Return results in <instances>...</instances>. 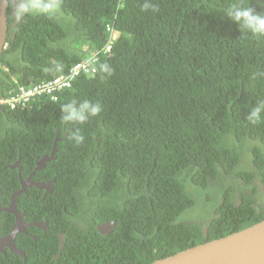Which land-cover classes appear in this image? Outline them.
<instances>
[{
    "label": "trees",
    "instance_id": "16d2710c",
    "mask_svg": "<svg viewBox=\"0 0 264 264\" xmlns=\"http://www.w3.org/2000/svg\"><path fill=\"white\" fill-rule=\"evenodd\" d=\"M117 2L123 11L116 10ZM220 6L213 0H62V12L75 19L69 30L42 15L18 22L0 57V96L66 72L92 54L102 58L111 43L97 72L76 78L56 101L39 96L22 109L0 107V188H18L17 166L26 176L37 155L58 146L33 178H55L52 192L64 206V262H49L41 243L18 235L29 257L41 264H149L264 218L260 203L242 193L235 206L228 190L206 236L200 226L179 220L193 205L182 172L199 187L219 166L237 178L243 172L253 177L235 171L239 153L222 138L259 143L253 167L264 186V120L254 125L246 118L264 100V37L217 17L214 8ZM114 14L112 27L120 35L110 41L105 25ZM71 100L99 103L102 110L83 125L65 124L59 105ZM102 121L105 127L120 123L125 137L96 133ZM76 127L84 141L64 143ZM25 144L32 151L22 152ZM8 199L0 189V205ZM3 217L0 229L4 211ZM76 217L83 228L70 223ZM105 220H114L115 228L102 234L95 224ZM56 238L44 241V253L56 251ZM21 259L0 253V264H23Z\"/></svg>",
    "mask_w": 264,
    "mask_h": 264
},
{
    "label": "clouds",
    "instance_id": "9594fccd",
    "mask_svg": "<svg viewBox=\"0 0 264 264\" xmlns=\"http://www.w3.org/2000/svg\"><path fill=\"white\" fill-rule=\"evenodd\" d=\"M213 1L215 3L221 4L220 7L214 8L217 17L226 16L228 20H230L238 27L240 32L248 34L251 37H264V0H213ZM61 2L62 0H5V6H8L10 4L11 15L16 21L19 22L27 17L34 15H42L45 18H50V19H59V17L61 16V12H60ZM124 7L125 6H123L121 2H117L116 10L123 11ZM143 8L147 10L149 8V5L146 3L143 5ZM115 17L116 14H114L113 19L110 22L106 23L105 25V29L106 30L110 29V32L112 34V36L110 37V41L112 39L114 41L117 40L118 36L120 35V31L112 27L115 23ZM13 34H14L13 36H15L16 31ZM105 35H106V31H105ZM9 39H11V37ZM7 43L5 45L4 50L7 47ZM110 49H111V43H108L106 44L105 53L102 58H98L96 57L95 54H92V58L86 57L74 62L66 72L59 73L50 78L41 80L37 83H32L29 86L19 85L17 92L13 93L12 91H9L8 95L0 96V101L3 102L0 103L1 109L3 107L9 109H15L18 107L20 109L25 108V106L29 105L31 101L34 100V98L39 96H48L51 100L56 101L59 98L60 93L64 92L66 89H69L73 85V82L76 78L82 75H85L87 77L93 76L97 72L94 71L95 68L98 69L99 62L110 51ZM0 63H1V59H0ZM101 68L102 70H106V66H101ZM5 70H7L6 67ZM39 84L49 85L51 87V90L48 92L43 91L39 94L31 95L26 100H21L20 102L16 103L14 106H11L10 103L8 102V100L14 97L15 94L16 96L19 95V94L17 95V93L20 91L21 87L24 90H28L31 89L33 86ZM59 110H60V114H62L61 120L63 123L73 124V125H83L89 120L90 117H95L99 115L102 109L99 103L91 102L88 100H84L82 102L71 100L67 103L62 102L59 105ZM246 118L250 123L254 125L264 120V100L257 101V103L250 108ZM98 132H103L105 134H108L110 138L116 141L124 138L126 135L122 125L118 122L116 124H112L110 127H105L104 122L102 121L99 124L98 129L96 130V133ZM84 139L85 138L82 135L81 130L76 127L72 131L69 138H67L64 141V143L70 142L72 144L75 143L78 145L82 143ZM253 141L256 142V140ZM243 142H239L238 144L241 146ZM53 147H55L54 150L55 152L58 146H56V144L54 143ZM255 147L259 149V146H252L251 152L253 154V159H254ZM24 151H32V147L29 144H25L22 146V152ZM50 151L47 154H50ZM43 155L45 154L43 153L42 155L36 156L35 166H36V161H39ZM239 161H240V154H239ZM17 165H18V161H16L13 165H11V167L13 168L14 166ZM237 165L235 166V171L236 172L241 171L240 169L237 168ZM35 166L26 176H21V169L19 166H17L19 187L14 188L12 185L8 183H2V186L0 188L1 190L4 191V196L5 197L8 196L9 198L8 203L6 205H0V208L6 209L7 207H9L10 199L11 197H13L15 203V210H16V213H13L11 211L0 210V222L4 221L3 211L6 212V220H5L6 223L4 224L3 228L0 229V237L8 236L13 229V225L19 223L20 230H17L15 232L14 245L16 246L17 249L23 251L25 257L11 252V250L7 246H4V251H0V253L6 254L9 251L15 256L21 257L23 264H41L39 259H36L34 255H32V257H29L28 253L26 252V248L19 244L18 235H24L26 237H31L32 239H34L35 243L38 242L41 243V247H39L38 249H40L42 256H47L49 262L63 263L64 262L63 250H64V242L66 237V233L64 232V206L61 210L59 199L52 192L54 189L52 182L55 181V178L53 177L47 181L34 179L33 178L34 172L41 168L39 167L35 169ZM243 171L252 172L255 181L249 184L242 177L237 178L236 173L226 174L224 169L221 166H219L218 172H216L213 176H209L207 186L200 187L201 190H204L206 192L205 193L206 197L202 202L200 208L206 205L207 199L211 201L210 195L219 199V202L217 204L215 203L213 204V207L211 208L212 212L210 216L204 221L200 220L202 218L193 219V220H183L180 219V216H179V220L185 221V223L190 225H198L201 227V229L205 228L206 234L204 233L203 235L206 236L208 233V228L210 226V223L216 217L219 216L217 209L220 208V206L223 204L224 194L226 191L232 190L231 194L232 193L235 194V197L232 200L235 206L239 205L241 201L242 193L247 194L251 199L252 197L250 193H253L255 195L259 193H263L264 186L260 182L259 171L255 170L253 167V160H252V168L250 170H243ZM180 178H181V182L189 181L188 173L186 171L181 173ZM48 183H50L51 185L48 186ZM253 187L255 188V190H253ZM262 203L264 204V202H261L260 204L262 205ZM194 205H195V201L193 199L192 206ZM254 205H257V203H255ZM16 217H18V221L16 220ZM74 221H80L84 227V223L79 219V217H76L70 221L71 224L78 226L77 224L74 223ZM111 221L114 220L102 221L100 223L95 224V227L97 225H101ZM78 227L83 228L80 226ZM114 228L102 234H107ZM4 229L7 230L5 234L2 233ZM22 230L27 232L29 235H25ZM58 232L64 233V239H60L59 245H57ZM53 235L57 236L56 251H52L50 253H44L43 252L44 241ZM54 252H56L55 258H53Z\"/></svg>",
    "mask_w": 264,
    "mask_h": 264
},
{
    "label": "water",
    "instance_id": "95a60500",
    "mask_svg": "<svg viewBox=\"0 0 264 264\" xmlns=\"http://www.w3.org/2000/svg\"><path fill=\"white\" fill-rule=\"evenodd\" d=\"M8 6H5V0H0V57L10 38L8 36ZM54 150L55 147H52L50 154H45L36 161L35 169L52 159ZM50 185L48 183V186ZM0 210L16 213L13 197L10 199L9 207L0 208ZM16 220L18 221V217ZM114 226V221H111L97 225L95 228L100 233H105ZM17 230H20L19 223L13 225L8 236L0 237V251H4V246H7L11 252L24 256L23 251L14 245V235ZM23 233L29 235L25 231ZM149 264H264V218L228 235L189 246Z\"/></svg>",
    "mask_w": 264,
    "mask_h": 264
},
{
    "label": "rangeland",
    "instance_id": "374dc122",
    "mask_svg": "<svg viewBox=\"0 0 264 264\" xmlns=\"http://www.w3.org/2000/svg\"><path fill=\"white\" fill-rule=\"evenodd\" d=\"M60 12H61V16L59 17V19H56V21L61 23L63 25V28L65 27L67 30H69L71 28V26L74 24L75 19L64 14L61 9H60ZM222 139H224L226 141L228 146L235 148L239 152L240 161L237 165V168L240 170H250L252 168V160H253V154L251 152V148H252V146H260L259 143L255 142L253 140L245 139L244 142L242 143V145L240 146L233 136H228L227 138H222ZM262 153H264V152H262ZM257 156L258 155H256V157ZM263 174L264 173L262 171L261 177L263 176ZM242 178H244L245 180H248L252 183L255 181V178L252 177V175L248 174L247 172H243ZM182 185H183L185 191L194 199L195 205L190 207V208L185 209L180 214V219L193 220V218L196 215H199L201 212L200 206L206 197V194H205L206 192L204 190H201L200 187L195 186L194 184H192L189 181H183ZM119 196H120L119 194L115 195L116 198H119ZM212 204H213V201H210L208 199L206 200V206L207 207H210ZM211 212H212V209L206 213L204 218H202L200 220H202V221L206 220L210 216ZM201 233L206 234V229L205 228L201 229ZM156 260H157V258H155L152 262H155Z\"/></svg>",
    "mask_w": 264,
    "mask_h": 264
},
{
    "label": "flooded vegetation",
    "instance_id": "af4514ba",
    "mask_svg": "<svg viewBox=\"0 0 264 264\" xmlns=\"http://www.w3.org/2000/svg\"><path fill=\"white\" fill-rule=\"evenodd\" d=\"M17 24H18V21H16L11 15L10 4H9V6H8V36L12 37L14 35L13 33L17 30ZM53 146H54V144L52 145V147ZM45 154H47V153H45ZM250 195L256 203L259 204L261 202H264V193H259L257 195L250 193ZM63 200H64V195H63ZM74 223L80 227H83V224L80 221H74ZM57 234H58L57 245H59L60 239H64V233L58 232ZM55 255H56V252L53 253V258L56 257ZM23 257H25V255Z\"/></svg>",
    "mask_w": 264,
    "mask_h": 264
},
{
    "label": "built area",
    "instance_id": "2783aa9c",
    "mask_svg": "<svg viewBox=\"0 0 264 264\" xmlns=\"http://www.w3.org/2000/svg\"><path fill=\"white\" fill-rule=\"evenodd\" d=\"M51 87L46 84H39L36 86H33L31 89L24 90L22 87L20 88V91L14 95L8 102L10 103L11 106H14L16 103L20 102L21 100H26L29 96L34 95V94H39L43 91H50ZM0 103H3L0 101Z\"/></svg>",
    "mask_w": 264,
    "mask_h": 264
},
{
    "label": "crops",
    "instance_id": "0c3cea01",
    "mask_svg": "<svg viewBox=\"0 0 264 264\" xmlns=\"http://www.w3.org/2000/svg\"><path fill=\"white\" fill-rule=\"evenodd\" d=\"M214 204V202H213ZM213 204L210 207H207L206 205H204L201 209V212L199 215H196L193 219H199V218H203L205 216V214L207 213V211H209L212 207Z\"/></svg>",
    "mask_w": 264,
    "mask_h": 264
},
{
    "label": "bare ground",
    "instance_id": "6f19581e",
    "mask_svg": "<svg viewBox=\"0 0 264 264\" xmlns=\"http://www.w3.org/2000/svg\"><path fill=\"white\" fill-rule=\"evenodd\" d=\"M12 31V30H11ZM0 107H1V105H0Z\"/></svg>",
    "mask_w": 264,
    "mask_h": 264
}]
</instances>
